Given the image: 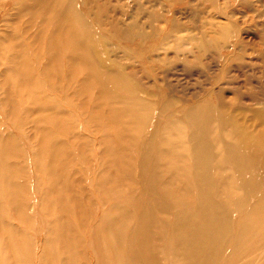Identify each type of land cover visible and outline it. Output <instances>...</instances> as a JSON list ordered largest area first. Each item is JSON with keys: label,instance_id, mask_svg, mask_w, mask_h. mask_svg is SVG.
I'll return each instance as SVG.
<instances>
[{"label": "rangeland", "instance_id": "1", "mask_svg": "<svg viewBox=\"0 0 264 264\" xmlns=\"http://www.w3.org/2000/svg\"><path fill=\"white\" fill-rule=\"evenodd\" d=\"M0 264H264V0H0Z\"/></svg>", "mask_w": 264, "mask_h": 264}]
</instances>
